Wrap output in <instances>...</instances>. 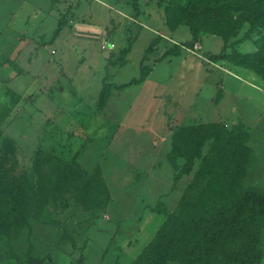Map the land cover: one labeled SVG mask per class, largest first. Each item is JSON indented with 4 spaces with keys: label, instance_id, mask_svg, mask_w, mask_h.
I'll return each instance as SVG.
<instances>
[{
    "label": "rangeland",
    "instance_id": "1",
    "mask_svg": "<svg viewBox=\"0 0 264 264\" xmlns=\"http://www.w3.org/2000/svg\"><path fill=\"white\" fill-rule=\"evenodd\" d=\"M132 2L57 0L51 8V0H0V151L6 138L14 140L5 175L34 181L31 159L42 148L64 163L75 157L89 174L98 168L109 192L102 208L87 210L69 193L67 207L51 201L39 218L30 211L27 227L0 238V264H27V254L54 264H72L80 254L82 264H131L168 217L173 224L188 217V202L201 198L212 181L210 167L198 173V159L174 182L168 155L180 126H240L248 133L242 184L264 186V29L246 21L240 9L232 15L227 10L214 17L228 34L225 42L207 27L193 38L196 17L176 8L184 0ZM67 7V25L54 37ZM157 36L144 81L112 89L98 108L104 81L138 77ZM175 44H183L179 54L160 58ZM218 54L223 58L212 57ZM202 155H209L208 143ZM45 171L50 178L51 169Z\"/></svg>",
    "mask_w": 264,
    "mask_h": 264
},
{
    "label": "trees",
    "instance_id": "2",
    "mask_svg": "<svg viewBox=\"0 0 264 264\" xmlns=\"http://www.w3.org/2000/svg\"><path fill=\"white\" fill-rule=\"evenodd\" d=\"M56 2L51 0V8H55ZM132 3L136 5L137 0ZM176 8L180 14L196 17V25H191L193 38L200 27H207L209 32L219 31L225 42L228 34L214 17L222 16L227 10L231 14L240 9L239 13L246 21L264 29V0H184ZM70 12L71 7H67L65 13H59L54 37L67 25ZM165 12L166 25L173 30L170 9ZM158 42L159 36L149 42L138 77L121 84L104 81L98 95V108L105 106L112 89L144 81L151 71L145 61ZM181 46L183 44H175L160 58L179 54ZM212 57L219 59L223 55ZM241 60L242 64H249V59L242 57ZM6 94L13 95V92L7 89ZM247 134L240 126L229 129L220 121L180 126L173 132L168 161L176 170L174 182L182 173H189L198 159V173L203 174L210 167L212 181L204 186L201 198L188 202V217L175 224L168 217L155 238L131 264H166L167 260L171 264H259L264 256V186L242 184L248 159L244 147ZM5 142L6 150L10 152L14 140L6 138ZM206 143L209 145L208 156L202 155ZM6 150L0 151V238L15 237L22 227L28 226L29 212L39 218L51 201L67 207L69 200L65 195L69 193H73L75 200L87 210L102 208L108 203V188L98 168L89 174L79 166L75 157L71 163H64L57 156L36 148L31 159L35 180L24 184L5 175ZM178 159L184 161L181 166L177 164ZM46 167L52 171L50 178L46 175ZM63 236L74 246L69 234L63 233ZM161 243H164L165 251L160 250ZM26 262L54 264L49 257L37 258L30 254L26 255ZM82 262L80 254L72 264Z\"/></svg>",
    "mask_w": 264,
    "mask_h": 264
},
{
    "label": "built area",
    "instance_id": "3",
    "mask_svg": "<svg viewBox=\"0 0 264 264\" xmlns=\"http://www.w3.org/2000/svg\"><path fill=\"white\" fill-rule=\"evenodd\" d=\"M194 48H195L196 50H199V49L201 48V46L198 45V44H195V45H194Z\"/></svg>",
    "mask_w": 264,
    "mask_h": 264
},
{
    "label": "crops",
    "instance_id": "4",
    "mask_svg": "<svg viewBox=\"0 0 264 264\" xmlns=\"http://www.w3.org/2000/svg\"><path fill=\"white\" fill-rule=\"evenodd\" d=\"M259 264H264V256H263L262 260L259 262Z\"/></svg>",
    "mask_w": 264,
    "mask_h": 264
}]
</instances>
